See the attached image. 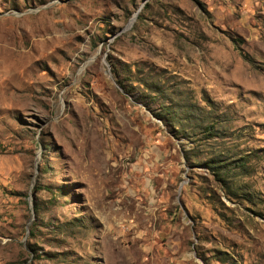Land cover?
<instances>
[{"label":"rangeland","instance_id":"rangeland-1","mask_svg":"<svg viewBox=\"0 0 264 264\" xmlns=\"http://www.w3.org/2000/svg\"><path fill=\"white\" fill-rule=\"evenodd\" d=\"M0 264H264V0H0Z\"/></svg>","mask_w":264,"mask_h":264}]
</instances>
